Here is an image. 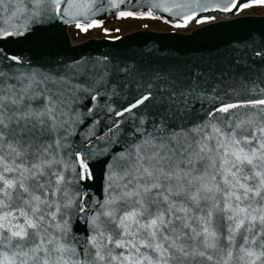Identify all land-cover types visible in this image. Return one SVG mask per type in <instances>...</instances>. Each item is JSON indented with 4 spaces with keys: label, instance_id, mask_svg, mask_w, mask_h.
Returning <instances> with one entry per match:
<instances>
[{
    "label": "snow or ice",
    "instance_id": "obj_1",
    "mask_svg": "<svg viewBox=\"0 0 264 264\" xmlns=\"http://www.w3.org/2000/svg\"><path fill=\"white\" fill-rule=\"evenodd\" d=\"M253 7L0 0V264H264V29L61 49L109 15L186 29Z\"/></svg>",
    "mask_w": 264,
    "mask_h": 264
},
{
    "label": "water",
    "instance_id": "obj_2",
    "mask_svg": "<svg viewBox=\"0 0 264 264\" xmlns=\"http://www.w3.org/2000/svg\"><path fill=\"white\" fill-rule=\"evenodd\" d=\"M147 2L148 0H144L145 4ZM175 2H186V0H175ZM155 15L160 17L161 13L157 11L155 12ZM163 15L165 17L168 16L167 13H164ZM113 17H115V15H109L102 19L104 22ZM242 17H247L249 19L244 20L241 23H236V21H240ZM242 17L237 15L231 22L227 23L218 20L215 23L201 26L191 34L142 30L129 33L117 39L92 38L77 44H75L70 34V30L75 27L68 25L64 26L65 30L62 33L63 42L61 49L69 55H78L81 53L100 54L112 51L117 47L127 50H138L144 47H154L158 49L163 48L165 50H175L181 53H191L194 49L214 46L215 44L222 42V40L225 38H229L234 35H240L252 28L264 29V14L262 16ZM201 29L211 30L207 32L201 31L197 36L196 33Z\"/></svg>",
    "mask_w": 264,
    "mask_h": 264
},
{
    "label": "rangeland",
    "instance_id": "obj_3",
    "mask_svg": "<svg viewBox=\"0 0 264 264\" xmlns=\"http://www.w3.org/2000/svg\"><path fill=\"white\" fill-rule=\"evenodd\" d=\"M264 14V7H253L250 9L245 10L244 12H241L238 14L239 17L242 16H262ZM134 18H125V19H118L116 16L108 19L107 21L103 22V27H95V28H91L93 30V34H94V38L95 39H101V34L102 32L105 33L104 29H119V32H114V37H110V39H117L120 38L121 36H124L125 34H122L123 31L126 30V27L129 25V22L132 21ZM203 25H193L191 27H188L186 29L184 28H172V32H178V33H184V34H191L194 31H196L198 28H200ZM79 30L76 28H72L70 30V33H75L78 32ZM121 34V35H120ZM129 34V33H128ZM127 35V34H126ZM107 38V37H106ZM77 43H82L81 42H75V44Z\"/></svg>",
    "mask_w": 264,
    "mask_h": 264
},
{
    "label": "trees",
    "instance_id": "obj_4",
    "mask_svg": "<svg viewBox=\"0 0 264 264\" xmlns=\"http://www.w3.org/2000/svg\"><path fill=\"white\" fill-rule=\"evenodd\" d=\"M142 30H154L158 32H169L172 28L169 26L168 23H165L163 20L160 19H133L129 22V25L126 27V30L122 32V34H127L135 31H142ZM113 29H108V34L102 32L100 35L101 38H110L114 37ZM121 35V34H120ZM71 37L74 42H84L86 40L94 38L93 30L89 29L88 32H75L71 33Z\"/></svg>",
    "mask_w": 264,
    "mask_h": 264
}]
</instances>
